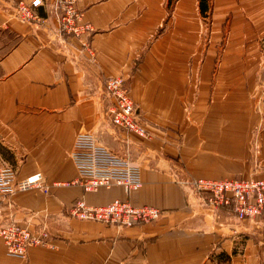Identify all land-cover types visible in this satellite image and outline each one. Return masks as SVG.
Listing matches in <instances>:
<instances>
[{"label":"crops","instance_id":"obj_1","mask_svg":"<svg viewBox=\"0 0 264 264\" xmlns=\"http://www.w3.org/2000/svg\"><path fill=\"white\" fill-rule=\"evenodd\" d=\"M17 1L0 0V168L40 179L0 193V227L15 220L54 246H31L21 259L0 234V264H263L264 211L241 220L190 181L264 178V0H212L205 54L198 0H176L171 11L168 0H78L90 50L60 31L48 4L40 20L20 21ZM110 75L125 77L147 134L111 121ZM83 132L139 165L142 185L84 191L71 159ZM78 198L160 213L118 226L71 215Z\"/></svg>","mask_w":264,"mask_h":264},{"label":"built area","instance_id":"obj_2","mask_svg":"<svg viewBox=\"0 0 264 264\" xmlns=\"http://www.w3.org/2000/svg\"><path fill=\"white\" fill-rule=\"evenodd\" d=\"M78 0H18L14 4V15L20 21L41 19L37 9L48 4L57 13L59 29L66 37L82 38L83 45L90 50L87 36L91 31L88 22L82 21L77 7ZM105 91L109 98L111 121L138 134H147L146 127L136 118V109L125 77H106ZM71 159L77 170V181L84 191L99 187L109 188L121 184L126 189L142 185L139 165L127 156L101 144L92 132L76 135ZM40 179L39 173L24 178L18 177L14 166L0 168V193L15 194L34 187ZM192 188L203 195L206 203L213 207L231 206L235 216L241 220L256 217L264 211V178L234 176L207 178L197 177L190 181ZM71 215L78 218L95 219L118 226H131L138 222L156 219L160 209L154 205H133L127 199L115 198L105 204H90L83 198L76 199L69 207ZM9 255L26 259L29 248L34 245L54 244L46 231L34 232L29 227L13 220L0 227Z\"/></svg>","mask_w":264,"mask_h":264},{"label":"rangeland","instance_id":"obj_3","mask_svg":"<svg viewBox=\"0 0 264 264\" xmlns=\"http://www.w3.org/2000/svg\"><path fill=\"white\" fill-rule=\"evenodd\" d=\"M234 3L236 5H241V0H234ZM202 21H203V24H202L203 29H202V33H201V39H200V45L201 46H200L199 52H200V54H205V53H207V50H208V43H209L208 29H209V26L211 25V18H210V16L206 15L205 18H202ZM224 33H225V30H223L222 39L218 40V42L216 43V47L213 49V52L216 54H222L226 49V46H225L226 34L224 35ZM262 246L264 247V244ZM263 250L264 249H262V251ZM260 257H261L262 263L264 264V251L262 252Z\"/></svg>","mask_w":264,"mask_h":264},{"label":"trees","instance_id":"obj_4","mask_svg":"<svg viewBox=\"0 0 264 264\" xmlns=\"http://www.w3.org/2000/svg\"><path fill=\"white\" fill-rule=\"evenodd\" d=\"M175 2L176 0L167 1L168 10H171ZM198 7L200 9L201 15L206 16L208 13H210L212 7V0H198Z\"/></svg>","mask_w":264,"mask_h":264}]
</instances>
